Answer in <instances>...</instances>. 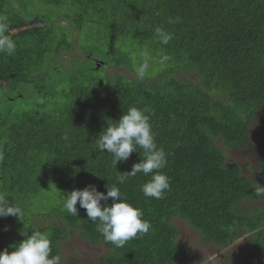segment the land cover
I'll return each instance as SVG.
<instances>
[{"label": "trees", "instance_id": "1", "mask_svg": "<svg viewBox=\"0 0 264 264\" xmlns=\"http://www.w3.org/2000/svg\"><path fill=\"white\" fill-rule=\"evenodd\" d=\"M14 1L29 17L18 14L11 0H0V14L9 21L6 34L16 42L13 55L0 53V90L12 92L34 81L45 85L48 62L52 80L43 87L55 91L59 100L50 109L0 119V195L23 210L21 219L0 217V251H13L12 245L27 238L22 232L39 230L49 235L52 255L61 256L69 228L84 241L105 247L101 264H183L190 254L174 225L182 219L205 243L219 248L252 236L235 258L222 264H264V205L256 212L239 208L245 200L264 199V191H257L264 183H252L238 165H229L216 145L242 148L252 128L263 135L264 0ZM33 1L55 11L42 15ZM177 16L181 23H167ZM61 18L80 38L81 33L89 38L88 46L81 40L79 47L87 59L94 61V49L104 58L103 66L96 64L104 79L88 78L81 68L76 72L80 77L70 79L65 89L53 82L67 70L58 64L61 50H70L73 43L72 32L58 25ZM157 26L174 33L168 45L155 39ZM145 49L155 64L144 79L105 75L119 61L135 73ZM164 55L170 59L160 63ZM190 70L199 84L182 78ZM43 90L38 94L44 96ZM132 106L151 109L157 145L167 154L162 171L171 183L162 199L144 196L141 188L150 176L138 174L118 183L120 174L140 162L142 149L116 167L107 150L97 149L103 130ZM108 184H117L151 223L147 234L122 248L105 242L79 202L78 216L63 207L64 195L71 191L96 185L106 194ZM45 213L63 226L38 227Z\"/></svg>", "mask_w": 264, "mask_h": 264}, {"label": "clouds", "instance_id": "2", "mask_svg": "<svg viewBox=\"0 0 264 264\" xmlns=\"http://www.w3.org/2000/svg\"><path fill=\"white\" fill-rule=\"evenodd\" d=\"M181 22L178 16L167 18L168 24ZM8 31V17L0 14V53L11 56L16 51V42L6 34ZM154 36L160 44L168 45L174 38V33L162 26H157L154 29ZM140 56L141 62L134 66V71L138 79H144L154 58L147 49L141 51ZM169 59V56L164 55L160 58V63ZM95 63L98 67L104 65ZM22 86L25 85H20L18 88ZM150 112L151 109L147 107H129L119 121L109 124L103 130L96 144L98 151L107 150L113 156L115 167L118 162H126L133 152H139L137 148L142 149L140 162L134 164L130 172L120 174L118 183L123 184L129 177H135L138 174L150 176L141 188L144 196L162 199L165 192L170 190V177L162 171L168 164V158L165 149L157 145ZM106 189V194L98 191L96 185H89L83 190H73L64 195L63 207L69 215L78 216L77 203L79 202L80 208L86 210L88 221L96 224V229L105 242L122 248L127 241L138 235L147 234L151 223L144 218L142 209L133 206L126 197L122 196L117 184L111 186L108 184ZM258 191H264V187ZM110 198L113 201L110 206L102 205V201L107 202ZM22 215L21 207L10 203L6 197L0 195V217L18 216L21 219ZM21 235L27 238L21 243L12 245L13 251L9 252L8 249L0 251V264H61V256L52 255V241L47 233L33 230L31 235L28 232H22ZM229 246L220 248L225 249Z\"/></svg>", "mask_w": 264, "mask_h": 264}, {"label": "rangeland", "instance_id": "3", "mask_svg": "<svg viewBox=\"0 0 264 264\" xmlns=\"http://www.w3.org/2000/svg\"><path fill=\"white\" fill-rule=\"evenodd\" d=\"M11 3L18 14L23 17H29L27 16V13L21 10L17 1L11 0ZM31 3H34V5L39 8V12L42 15H46L50 11H55L38 1H33ZM34 13L35 11L32 9L30 14ZM58 25L72 32L73 43H71L70 50H61L60 56L57 58L58 64L60 63V67H65L67 70L58 74L61 76L59 81L54 79L53 82H57L58 85H62L65 89L70 79L75 76L80 77L76 72H80L81 68L85 76L88 78H90V75L93 74V77L104 79L101 68L96 69L95 61L98 62L99 65L104 62V58L99 54V52L94 49V58L91 59L94 61L92 62L80 51V41L82 40L81 42H83L86 47L88 46L89 38H87L84 33H81V39L79 32L74 30V28L70 25V22L64 18L58 20ZM38 27H41V24L38 25ZM83 59L87 60L81 62ZM58 64L55 65L57 66ZM154 64L155 63H151L150 69L153 68ZM52 71L53 67H51L47 62L45 68L46 84H48V79L52 80ZM105 75L109 78L126 76L131 79H138L132 71L130 64L121 61H119L117 66L108 67ZM182 78L186 81H192L199 84V78L192 70L186 71ZM33 83L22 86L12 92L9 90H0V119L10 114L24 111H40L43 110L44 107L50 109L52 108V102L59 100L55 91L50 90L49 87L44 88L46 84L44 85L40 83L33 85ZM39 90H43V94L45 95L41 96L38 94ZM261 115L263 116V119L261 120L263 135H261L255 128H252L247 141L244 143L243 147L239 149H228L221 145L218 141L216 144L225 153L227 163L229 165H238L244 176L252 183H256L258 181H262L264 183V108L261 111ZM260 166H262V170H259ZM263 205L264 199L259 198V200L255 202L245 200L239 208L242 211L256 212L258 208H262ZM49 223H57V225L63 226L62 223L57 221L54 215L47 213L39 217L36 225L38 227H43ZM174 225L180 231L179 241L187 247L190 254V258L183 264H222L226 260L235 258L237 251L241 250L242 246L249 243L252 237L251 235H245L236 240L229 247L221 249L215 245L205 243L200 233L193 229L188 222L182 219H177L174 221ZM67 230L70 234L68 240L61 245V264H101L100 258L106 253L105 247L99 244H91L84 241L78 233L74 232V230L69 228H67Z\"/></svg>", "mask_w": 264, "mask_h": 264}]
</instances>
